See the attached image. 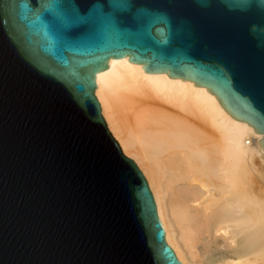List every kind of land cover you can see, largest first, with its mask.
<instances>
[{"label":"water","instance_id":"95a60500","mask_svg":"<svg viewBox=\"0 0 264 264\" xmlns=\"http://www.w3.org/2000/svg\"><path fill=\"white\" fill-rule=\"evenodd\" d=\"M111 58L209 87L264 142V0H0V264H183L102 115Z\"/></svg>","mask_w":264,"mask_h":264},{"label":"bare ground","instance_id":"6f19581e","mask_svg":"<svg viewBox=\"0 0 264 264\" xmlns=\"http://www.w3.org/2000/svg\"><path fill=\"white\" fill-rule=\"evenodd\" d=\"M99 88L107 128L142 166L180 261L264 264L260 131L209 87L130 58H111Z\"/></svg>","mask_w":264,"mask_h":264},{"label":"rangeland","instance_id":"374dc122","mask_svg":"<svg viewBox=\"0 0 264 264\" xmlns=\"http://www.w3.org/2000/svg\"><path fill=\"white\" fill-rule=\"evenodd\" d=\"M126 156H128V155H126ZM128 157L131 158L132 160H134V161L137 163L139 169L143 172L145 178L147 179V181H148V183H149L148 177L146 176V174H145V172H144L142 166L140 167L139 163L137 162L136 157H135L134 155H130V156H128ZM149 186H150V183H149ZM150 188H151V186H150ZM151 191H152V193H153V195H154V198H155V201H156V197H155V194H154V191L152 190V188H151ZM156 204H157V201H156ZM171 247H172V246H171ZM172 249L174 250L173 247H172ZM174 252L176 253L175 250H174ZM176 255H177V253H176ZM177 257H178V256H177ZM178 259H179V258H178ZM179 260H180V259H179ZM180 262H181V261H180Z\"/></svg>","mask_w":264,"mask_h":264}]
</instances>
